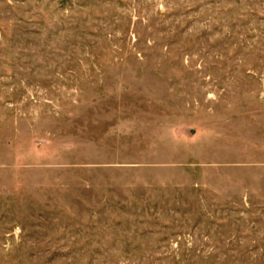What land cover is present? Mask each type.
I'll return each instance as SVG.
<instances>
[{
    "label": "rangeland",
    "instance_id": "1",
    "mask_svg": "<svg viewBox=\"0 0 264 264\" xmlns=\"http://www.w3.org/2000/svg\"><path fill=\"white\" fill-rule=\"evenodd\" d=\"M0 264H264V0H0Z\"/></svg>",
    "mask_w": 264,
    "mask_h": 264
}]
</instances>
